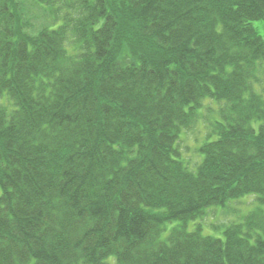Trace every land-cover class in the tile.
Segmentation results:
<instances>
[{"label":"trees","instance_id":"16d2710c","mask_svg":"<svg viewBox=\"0 0 264 264\" xmlns=\"http://www.w3.org/2000/svg\"><path fill=\"white\" fill-rule=\"evenodd\" d=\"M258 20L264 0H0V264H264V210L186 228L264 203ZM205 98L191 170L176 143Z\"/></svg>","mask_w":264,"mask_h":264},{"label":"rangeland","instance_id":"374dc122","mask_svg":"<svg viewBox=\"0 0 264 264\" xmlns=\"http://www.w3.org/2000/svg\"><path fill=\"white\" fill-rule=\"evenodd\" d=\"M34 9V11H40L38 8ZM253 26L264 36V22L262 20L253 22ZM255 88L256 90L264 88V83L262 85H255ZM222 104L223 102L205 98L202 101V106L198 110L199 117L194 126L188 130H182L179 134L176 145L178 144L181 157L191 170L194 169L201 160V155L197 151V148L206 140L213 139V137L207 138V133L210 129V125L220 120L219 109ZM256 209L264 210V203L259 200L257 194H246L238 198L226 200L222 204H215L207 207L200 218L195 221H188L186 228L191 231L198 224L202 234L215 238H223V230L228 225L240 222L243 216ZM178 224H180L179 221L166 224L165 230L160 236L161 239H165L169 230Z\"/></svg>","mask_w":264,"mask_h":264}]
</instances>
